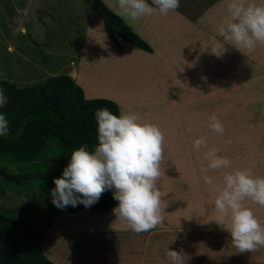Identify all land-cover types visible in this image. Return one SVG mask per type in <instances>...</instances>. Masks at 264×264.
<instances>
[{
  "label": "crops",
  "instance_id": "obj_1",
  "mask_svg": "<svg viewBox=\"0 0 264 264\" xmlns=\"http://www.w3.org/2000/svg\"><path fill=\"white\" fill-rule=\"evenodd\" d=\"M38 1L27 0L25 5L20 6L26 9L27 15L30 14L31 6ZM101 1L118 15L116 0ZM229 2L230 0H180V7L167 15L157 12L139 21L122 18L151 48V53L138 49L119 37L117 41L120 46L116 47L108 38L101 18L92 9L87 11L84 8V15H81L83 23L77 31V38L74 37L80 41L67 45L68 54H63L61 42L56 45L53 43V48L60 56L68 57L63 70H67L66 75L82 88L86 99L111 100L117 104L119 112L134 113L141 121L152 124L154 115H161L164 125L159 126V129L164 136L167 133L172 135V127L168 126L166 118L170 117L171 108L168 109V106L173 104L174 88L184 91L182 106L195 102L198 109L201 108L197 109L196 114L199 116L203 113L206 42L212 36L219 37L216 29L227 17ZM250 2L261 4L264 0ZM40 3L42 7L45 2ZM147 3L154 7L152 0H147ZM37 6L35 9L41 24H30L28 20L27 26L22 21L23 15L12 12L15 20L10 23V35L37 37L39 50L45 44L40 41V37H48L46 29H51V24L58 18L66 19L67 16H60L59 12L48 8L42 10L38 4ZM18 25L20 34L14 31ZM51 30L53 32V28ZM7 42V54L15 59V43L12 40ZM262 46L264 50V45ZM160 58L161 61L157 62L156 59ZM27 62L30 67L8 71L11 75L5 80L22 87L33 84L30 81L41 82L42 78L56 76L63 71L57 70L56 74L53 69L48 68L53 65V59L48 60L47 66H41L37 56ZM262 68L264 69V64ZM173 75H177L174 76L175 83ZM211 83L210 87L217 88L221 82L214 79ZM189 91L192 100L189 99ZM184 113V109L181 110L182 130L186 131L188 115ZM250 149H253L250 151L253 157L261 155V158L238 162L237 170L249 168L250 163H254L255 167L250 169L253 175L264 177V144L253 145ZM191 165L195 168L191 183L194 186L192 190H196V193L190 198L189 164L182 162L180 208L171 198L178 191L173 183V176L161 175L158 188L163 194L161 208L165 215L164 222L155 229L135 234L124 221L117 220L113 214L115 207L106 213H92L88 210L72 214L61 213L40 239L42 252L54 264H167L168 258L165 257L168 248L178 253L182 250L190 262L187 263L186 260V264H264V247L244 253L232 247L230 233L214 222L213 207L205 209V188L201 179L204 165L199 162ZM214 186L219 189L215 184L209 185L213 193L212 200L219 194ZM108 191L113 194L115 189ZM244 203L264 223V208L251 201L246 200ZM100 238L105 240L101 243ZM157 238L160 240H156ZM176 244L180 245L178 249H174Z\"/></svg>",
  "mask_w": 264,
  "mask_h": 264
},
{
  "label": "clouds",
  "instance_id": "obj_2",
  "mask_svg": "<svg viewBox=\"0 0 264 264\" xmlns=\"http://www.w3.org/2000/svg\"><path fill=\"white\" fill-rule=\"evenodd\" d=\"M121 18L139 21L154 13L167 15L180 7V0H116ZM217 35L210 37V54L221 58L227 46L251 53L257 45H264V3L250 0H230L227 17L218 25ZM8 98L0 90V108ZM98 124V145L94 148L83 144L74 150L65 167L62 178L54 179L56 187L51 190L52 203L60 210L68 206L84 205L90 208L106 190L115 189L113 198L118 205L113 209L117 220H122L135 234L149 232L164 222L161 208L162 191L158 181L162 175L163 146L165 137L159 127L141 121L136 114H113L107 107L95 110ZM210 129L225 133L222 122L216 115L209 117ZM9 125L6 115L0 113V136H6ZM230 143V141H228ZM207 147V140L201 137L193 141V148L199 151ZM209 160L207 168L217 171L229 168L231 161L218 155V149L205 152ZM249 168L225 173L223 186L213 202L215 223L230 233L232 247L240 253L254 252L264 247V223L254 211L245 206V201L264 208V177L253 175ZM207 185H213V178L203 175ZM170 264H186V254L166 250Z\"/></svg>",
  "mask_w": 264,
  "mask_h": 264
},
{
  "label": "rangeland",
  "instance_id": "obj_3",
  "mask_svg": "<svg viewBox=\"0 0 264 264\" xmlns=\"http://www.w3.org/2000/svg\"><path fill=\"white\" fill-rule=\"evenodd\" d=\"M26 2L27 0H0V80H5L6 77H9L11 73L7 72L10 70L30 67L27 61L32 59L33 56L38 57L41 66H47L48 60L53 59V65H49L48 68L53 69L56 74L58 73L57 70H63L65 62L69 59L68 57L60 56V53L53 48V43L56 45L57 42H61L63 54H68L67 45L80 41L74 37L77 38V31L83 23L81 15H84V8L88 9L87 11H92L85 0H39L37 4L42 10L47 8L56 10V13L59 12L60 16L64 14L67 18L55 20L50 26L51 29L53 28V32L51 29H46L48 31L46 36L48 37H40V41L45 42V44L38 50L39 40L37 37H12L10 35V23L15 20L13 13L23 15L22 21H25L24 24H27L26 21L28 20L30 24L32 22L41 24L35 9L38 8L37 4L34 3L31 6L30 14L26 15V9L20 6V4L25 5ZM40 2H45L42 7H40ZM43 19L45 20V16ZM14 31L18 34L21 33L19 25L18 28H14ZM216 38L222 40L221 37ZM7 40H12L15 43L14 47L17 52L15 59L10 58V55L7 54V44L9 45ZM208 40L205 47L206 90L203 97V113L199 116L196 114L198 106H196L195 102L182 106L183 103L181 102L182 100L184 101L183 96L185 95L181 89H173V104L170 105L171 107L168 106V109L171 108L170 117L167 116L166 119L168 126L172 127L173 134L167 133V136H164L161 169L162 175L173 176V183L178 191L172 194L171 198L179 208L181 205L179 190L181 187L182 162L189 164L191 198L192 194L196 193V190H192L194 186L191 183V178L195 174V168L192 167L191 163L199 162L204 165V168H207L209 160L205 157V152L214 148L218 149V155L231 161L229 168L217 171L209 170L206 173L202 172L204 175L212 177L213 184L219 187L218 189L214 186L215 189L220 190L223 186L225 173L237 170L238 162L259 160L261 155L253 157L251 155L252 152H250L253 149H250V147L264 144L263 46L257 45L255 51L249 53L246 50H241L240 52L229 45L227 46L228 51L221 58H217L210 54V49H208L210 39ZM156 60L160 62L161 58ZM161 69L164 71L163 68ZM66 72L67 70H63L57 75H66ZM174 76L177 75L172 77ZM214 79L216 82H221L217 88L210 87ZM44 80L42 78L41 82ZM175 81L174 77L173 82L175 83ZM29 83L34 82L30 81ZM207 87L209 88L207 89ZM191 97L189 91V99ZM183 109L185 111L184 114L188 115L186 131L182 130L183 119L181 118V110ZM200 109L199 107L198 110ZM212 115H216L222 122L225 128L223 135H219L210 129L209 117ZM160 116L154 115L153 118V124L158 127L164 125L163 117ZM159 119L161 120L160 122ZM201 137L206 138L207 147H201L199 151H196L193 148V141ZM61 151L58 140L53 139L47 142V146L38 156L27 163L13 161L9 155H0V213L13 218L24 217L34 223L42 235L47 232H44L43 229L48 199L42 192V177L47 169H53L57 166ZM250 155L251 160L249 158ZM2 172L6 175H18L25 179L17 183L9 177L3 176ZM204 188L205 209H210L213 207L214 202L212 200V189L205 183ZM166 191L168 192L167 189ZM100 240L102 243L105 239L100 238ZM156 240H160V238ZM179 246V244H176L174 249H178ZM165 258L167 259V256ZM166 263L170 264L169 260ZM187 263L190 262L187 260Z\"/></svg>",
  "mask_w": 264,
  "mask_h": 264
},
{
  "label": "trees",
  "instance_id": "obj_4",
  "mask_svg": "<svg viewBox=\"0 0 264 264\" xmlns=\"http://www.w3.org/2000/svg\"><path fill=\"white\" fill-rule=\"evenodd\" d=\"M91 9L101 18L110 41L119 47L117 37L131 43L138 49L151 53V48L101 0H86ZM0 90L8 103L0 108L6 115L9 132L0 136V155H9L19 163L30 162L47 146L49 140H58L61 155L53 169L43 174L42 192L48 204L43 231H48L61 213H76L89 210L92 213H106L118 205L113 194L106 190L98 202L90 208L84 205L58 209L52 203L51 190L56 187L54 179L62 178L70 156L83 144L90 149L98 145V124L94 112L107 107L119 115L117 104L107 99H86L82 88L68 75H57L42 82L18 86L0 80ZM19 183L24 177L6 175ZM41 232L24 217H10L0 213V264H54L46 258L40 248Z\"/></svg>",
  "mask_w": 264,
  "mask_h": 264
}]
</instances>
